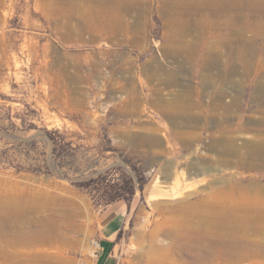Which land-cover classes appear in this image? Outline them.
<instances>
[{
  "label": "rangeland",
  "instance_id": "374dc122",
  "mask_svg": "<svg viewBox=\"0 0 264 264\" xmlns=\"http://www.w3.org/2000/svg\"><path fill=\"white\" fill-rule=\"evenodd\" d=\"M226 1L0 0V264H85L117 201V264H264V226L186 225L264 206V161L211 148L264 136V0Z\"/></svg>",
  "mask_w": 264,
  "mask_h": 264
},
{
  "label": "bare ground",
  "instance_id": "6f19581e",
  "mask_svg": "<svg viewBox=\"0 0 264 264\" xmlns=\"http://www.w3.org/2000/svg\"><path fill=\"white\" fill-rule=\"evenodd\" d=\"M204 1H206V0H204ZM212 1H214V0H212ZM223 3H225V2L223 1ZM219 11H221V10H219ZM222 11H223V9H222ZM212 13H213V10H212ZM217 13H219V12H217ZM219 14H217V15H219ZM221 14H223V13H221ZM213 15H215V14H213ZM236 18H238V17H236ZM225 51H228V50H225ZM234 51L232 53H234ZM261 83H262V85H264V77L261 78ZM263 88H264L263 86H259V89L261 91L263 90ZM179 98L182 100V103H186L188 101L187 99H182L181 97H179ZM178 103H180V102H178ZM236 103H237V100L235 98H232V100L228 104L225 103L224 106L221 104L220 107H221V109L225 110L224 111L225 113H229L230 111H232V108H234L236 106ZM180 118L182 119V117H180ZM188 119L193 124L197 123V117L191 116ZM182 120H183L182 122L184 124L186 121H189L186 119H182ZM225 122H227V121H225ZM219 124H223V123H217L216 126L220 127ZM256 124L263 127L264 126V120H262V121L259 120V122ZM230 134H231V136L228 137L227 140H225V138L222 137L219 140H216V141L211 143V148H214L215 150H217V152H219V156L224 157V159H226L224 164H225V167L227 169H232L233 166L235 165V163H237V162H238V164H240L244 167L253 168L254 162L257 161L258 159L264 161V136H263L262 140L256 138V139L250 140V141H241L239 144H237L233 138V137H235V132H230ZM242 150H245V154L242 153ZM229 158H234L235 161H229L228 160ZM154 184H155L154 185L155 188L161 187L156 182H154ZM256 189L259 191L262 188L257 187ZM155 192H156L155 189H153L146 196L147 200L150 201L151 204L153 202L157 201L158 194H156ZM231 195H230V197L233 196V195L232 196ZM206 202H207V205H205L204 201H203L204 207L195 208L194 209L195 213L189 214V215L195 214V219L194 218H190V219L188 218L189 220L186 221V225L188 227H190V225L191 226L194 225L195 229L205 228V230H207V232H208V234H204L205 238H207L208 236H211V238H213L212 236L217 231H220L222 233H225L226 231H229V230L240 231V232H249V231L255 230V229L260 230L264 226V212H263L264 210H262L264 208V206L260 205L258 208V207H254L252 205H248V203H247L246 207H245V205L241 206V205H239L238 199H235L233 197L231 200H228L229 206L219 205L216 200L215 201L213 200L210 202L206 201ZM195 229H194V231H195ZM183 231H185V229ZM196 232H195V234H196ZM182 235H183V232H182ZM230 240L232 242V239H230ZM197 241H198V239H197ZM184 245H185V243H184ZM214 245H213V247H214ZM193 246H195L194 243H193ZM214 253H216V252H214ZM211 254H213V253L211 252ZM211 254H208V255H211ZM183 255H181V256H183Z\"/></svg>",
  "mask_w": 264,
  "mask_h": 264
},
{
  "label": "crops",
  "instance_id": "0c3cea01",
  "mask_svg": "<svg viewBox=\"0 0 264 264\" xmlns=\"http://www.w3.org/2000/svg\"><path fill=\"white\" fill-rule=\"evenodd\" d=\"M127 208L124 202H115L108 205L99 215L96 223V240L99 243L97 256H93L92 241L86 247V251L90 253L84 256L85 264H117L116 255L114 253V240L117 239Z\"/></svg>",
  "mask_w": 264,
  "mask_h": 264
},
{
  "label": "built area",
  "instance_id": "2783aa9c",
  "mask_svg": "<svg viewBox=\"0 0 264 264\" xmlns=\"http://www.w3.org/2000/svg\"><path fill=\"white\" fill-rule=\"evenodd\" d=\"M92 247H93V256L92 257H95V256H97V251H98V249H99V243L96 241V240H94L93 242H92Z\"/></svg>",
  "mask_w": 264,
  "mask_h": 264
}]
</instances>
